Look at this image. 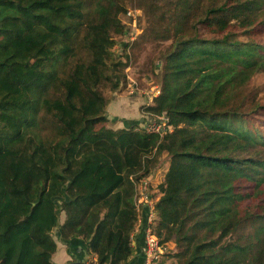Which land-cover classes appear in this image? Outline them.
Returning <instances> with one entry per match:
<instances>
[{"label":"trees","instance_id":"trees-1","mask_svg":"<svg viewBox=\"0 0 264 264\" xmlns=\"http://www.w3.org/2000/svg\"><path fill=\"white\" fill-rule=\"evenodd\" d=\"M129 1L142 37L168 41L144 109L168 119L163 135L135 131L145 119L97 129L106 92L127 82L129 45L113 50L127 0H0V264H54L53 232L95 264H130L151 213L139 220L135 185L164 154L152 228L173 241L166 256L264 264V88L250 83L264 73V0Z\"/></svg>","mask_w":264,"mask_h":264},{"label":"rangeland","instance_id":"rangeland-1","mask_svg":"<svg viewBox=\"0 0 264 264\" xmlns=\"http://www.w3.org/2000/svg\"><path fill=\"white\" fill-rule=\"evenodd\" d=\"M126 9L127 14L123 16L122 20L127 27L128 33L126 36L117 38L118 44L113 50L116 56L123 55L124 45H129L126 53L130 56V62L125 68L127 82L124 85H120L119 89L115 91L106 92V96L110 101L106 109L107 122L99 125L97 129L104 127L112 131H119L124 128V119H145L150 121L148 115L144 113V109L145 107L152 106L154 104V99L159 96L161 92V75L157 70L153 69V66L157 64V56H159V52L168 44V41H159L155 43L143 38V28L146 22L142 9L134 3H130L129 0H127ZM250 83L251 85L260 86L261 89L262 87L264 88V73L255 75ZM263 93L262 90V94ZM143 128H145V125L140 124V127H136L135 131ZM172 128L170 126V131H172ZM143 131H145V129H143ZM168 160L169 158L167 155L164 154L161 156L157 167L155 170L153 169L154 171L151 175L135 185L137 204H151V209H154V203L161 196L159 185L164 181L169 166ZM137 209L140 220L141 205ZM152 210L149 217L151 228L157 220ZM62 220H64L63 216L61 222H63ZM138 224L139 223H137L136 229ZM246 231L251 233L252 230L247 228ZM154 235L156 236L155 233ZM173 246V241L166 245V254ZM170 259L173 261V264H176V259L171 257ZM95 262L96 260L89 261L88 263L95 264Z\"/></svg>","mask_w":264,"mask_h":264},{"label":"crops","instance_id":"crops-1","mask_svg":"<svg viewBox=\"0 0 264 264\" xmlns=\"http://www.w3.org/2000/svg\"><path fill=\"white\" fill-rule=\"evenodd\" d=\"M125 121H139L142 122L143 119L137 120H123V124L125 127ZM142 215L140 217V221ZM63 221V220H62ZM62 223V222H61ZM141 226L142 222H139L137 229L132 235V245L134 248V253L131 258L130 264H142V254L145 250V236L141 234ZM143 227V226H142ZM53 239L57 244V251L52 257V261L54 264H68L76 259H80L88 263L89 261L96 260V257H93L88 248L87 244H85L82 240H75L69 243L62 242L58 237L56 232L52 234ZM158 264H173V261L170 257H163Z\"/></svg>","mask_w":264,"mask_h":264},{"label":"built area","instance_id":"built-area-1","mask_svg":"<svg viewBox=\"0 0 264 264\" xmlns=\"http://www.w3.org/2000/svg\"><path fill=\"white\" fill-rule=\"evenodd\" d=\"M167 120L168 119L165 117L163 118L156 117V119H150L147 125H145V128H143L146 131L144 132L146 134H160V135H163L167 132H171L169 129L171 125L168 124ZM148 197L150 198V196ZM139 205H147L150 208V212L152 210L151 204L138 203L137 207ZM152 211H154V209ZM165 254H166V248L160 244L159 239L154 235L153 229L151 228V223L149 222V226L145 230V261H144V264H158L159 261L163 257H165Z\"/></svg>","mask_w":264,"mask_h":264}]
</instances>
